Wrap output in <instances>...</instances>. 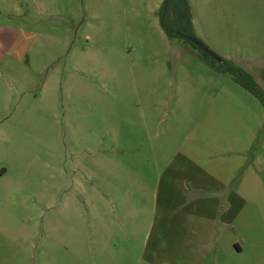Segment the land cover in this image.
Wrapping results in <instances>:
<instances>
[{
    "label": "rangeland",
    "instance_id": "1",
    "mask_svg": "<svg viewBox=\"0 0 264 264\" xmlns=\"http://www.w3.org/2000/svg\"><path fill=\"white\" fill-rule=\"evenodd\" d=\"M187 1L195 38L264 91V0ZM161 2L0 0V264H183L167 162L233 157L242 177L236 158H256L264 172V109L166 38ZM254 187L229 255L203 264H264Z\"/></svg>",
    "mask_w": 264,
    "mask_h": 264
},
{
    "label": "crops",
    "instance_id": "2",
    "mask_svg": "<svg viewBox=\"0 0 264 264\" xmlns=\"http://www.w3.org/2000/svg\"><path fill=\"white\" fill-rule=\"evenodd\" d=\"M175 156L160 172L158 182L166 185L167 182L178 181V187L171 189L169 184L162 190L164 198L161 204L168 214V225L173 224L172 218H177L180 256L186 259L183 264H203L217 251L225 256L229 255L226 246L227 234L233 229L234 207L242 209L254 205L249 203L248 198L253 186L260 193L264 192V172L258 168L257 159L236 158L235 171L244 170L246 173V170H249L247 175L239 177L234 174V164L228 168L224 166L226 162L232 161L233 157L218 158L217 165L213 161L217 158L214 156L200 162H195L194 158L186 155L180 158V151H177ZM175 166L177 168L173 169ZM156 194L158 195V191ZM133 208L130 204L120 207L124 211H131ZM153 221L155 220L149 225L151 231ZM163 223L165 224V221ZM228 243L231 245L230 239ZM234 249L241 251V247L237 245ZM114 256L108 260L115 259L121 263L124 259Z\"/></svg>",
    "mask_w": 264,
    "mask_h": 264
},
{
    "label": "trees",
    "instance_id": "3",
    "mask_svg": "<svg viewBox=\"0 0 264 264\" xmlns=\"http://www.w3.org/2000/svg\"><path fill=\"white\" fill-rule=\"evenodd\" d=\"M158 24L169 40H181L197 51V57L214 72L227 74L233 82L255 97L264 109V91L253 77L230 60L218 63L200 51L188 38H195L192 13L187 0H162L157 12ZM197 40V39H196Z\"/></svg>",
    "mask_w": 264,
    "mask_h": 264
},
{
    "label": "water",
    "instance_id": "4",
    "mask_svg": "<svg viewBox=\"0 0 264 264\" xmlns=\"http://www.w3.org/2000/svg\"><path fill=\"white\" fill-rule=\"evenodd\" d=\"M188 41L192 43L195 47H197L200 51L205 53L207 56H209L214 61L221 63L222 60L217 55H215L213 52H211L205 45H203L201 42L194 38H188Z\"/></svg>",
    "mask_w": 264,
    "mask_h": 264
}]
</instances>
